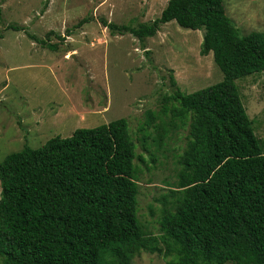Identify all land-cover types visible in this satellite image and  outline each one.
I'll return each mask as SVG.
<instances>
[{"label":"trees","instance_id":"trees-1","mask_svg":"<svg viewBox=\"0 0 264 264\" xmlns=\"http://www.w3.org/2000/svg\"><path fill=\"white\" fill-rule=\"evenodd\" d=\"M173 20L205 30L201 54L213 53L224 78L192 93L178 89L147 111L140 129L146 151L150 138L161 149L173 132L190 130L165 195L172 203L163 209L161 234L138 216L136 160L147 162L123 117L38 148L26 144L0 162L2 264H134L143 251L174 255L173 264H264V148L236 83L264 72V31L244 34L225 0H169L149 22H102L112 34L144 41ZM53 34L65 40L55 31L46 38L27 31L56 51Z\"/></svg>","mask_w":264,"mask_h":264},{"label":"rangeland","instance_id":"rangeland-1","mask_svg":"<svg viewBox=\"0 0 264 264\" xmlns=\"http://www.w3.org/2000/svg\"><path fill=\"white\" fill-rule=\"evenodd\" d=\"M168 2L0 0V162L26 144L38 148L55 136L68 137L78 128L125 117L137 153L147 162L136 160L142 169L138 216L155 235L161 234L163 209L171 206L172 199L165 195L177 178V157L187 146L190 130L184 126L173 132L161 149L150 138L146 151L140 129L147 111L160 109L163 99L178 89L192 93L221 81L224 73L213 53L201 54L205 30L183 28L173 20L141 41L131 33L112 34L102 19L149 22ZM225 6L244 34L264 31V0H225ZM85 17L90 21L67 32ZM27 31L43 38L55 31L65 40L51 35L49 40L58 44L53 51ZM236 83L264 148V72ZM1 190L0 181V197ZM174 259L143 251L134 264H173Z\"/></svg>","mask_w":264,"mask_h":264}]
</instances>
